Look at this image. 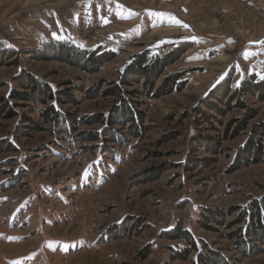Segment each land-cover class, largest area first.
Segmentation results:
<instances>
[{"label":"rangeland","instance_id":"1","mask_svg":"<svg viewBox=\"0 0 264 264\" xmlns=\"http://www.w3.org/2000/svg\"><path fill=\"white\" fill-rule=\"evenodd\" d=\"M261 42L264 0H0V264H264Z\"/></svg>","mask_w":264,"mask_h":264},{"label":"trees","instance_id":"2","mask_svg":"<svg viewBox=\"0 0 264 264\" xmlns=\"http://www.w3.org/2000/svg\"><path fill=\"white\" fill-rule=\"evenodd\" d=\"M189 45H180L176 46L170 51L166 52L164 55H154L150 56L149 52L146 51L142 54H140L137 58H134V60L129 63V65L126 67L125 72L123 73L124 76V83H128V81L135 80L140 81L144 77L146 86L148 88V91L153 89L154 87V81L159 78L165 70L175 63L188 49ZM63 49L61 48L60 53H63ZM63 55V54H62ZM111 58V57H110ZM110 58L104 59L105 61L109 60ZM103 61V59H101ZM177 81V75L171 76L166 79L165 83L160 87V93H168L173 91L174 89V83ZM118 90H120L119 87H116ZM228 84L224 85V87H221L219 89H215L213 96H217L219 92L221 91V95L226 94L228 91ZM262 92V97H264V79L260 84H253L252 82H246L242 84L240 87L237 88L236 93L239 97L251 93L255 90ZM218 97V96H217ZM241 99V98H240ZM240 104L243 106H246L244 103V100H240ZM123 113V112H122ZM259 151V150H258ZM179 235V231L177 232ZM188 231L183 232L182 235L187 236Z\"/></svg>","mask_w":264,"mask_h":264},{"label":"bare ground","instance_id":"3","mask_svg":"<svg viewBox=\"0 0 264 264\" xmlns=\"http://www.w3.org/2000/svg\"><path fill=\"white\" fill-rule=\"evenodd\" d=\"M17 246V245H16ZM86 253V252H85ZM85 253H83V254H85Z\"/></svg>","mask_w":264,"mask_h":264},{"label":"snow or ice","instance_id":"4","mask_svg":"<svg viewBox=\"0 0 264 264\" xmlns=\"http://www.w3.org/2000/svg\"><path fill=\"white\" fill-rule=\"evenodd\" d=\"M261 43H264V42H261Z\"/></svg>","mask_w":264,"mask_h":264}]
</instances>
